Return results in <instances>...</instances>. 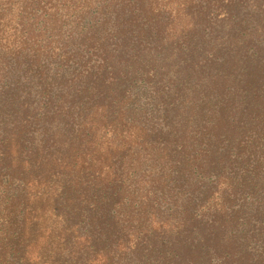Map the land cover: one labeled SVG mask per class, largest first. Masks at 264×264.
<instances>
[{"label": "trees", "instance_id": "1", "mask_svg": "<svg viewBox=\"0 0 264 264\" xmlns=\"http://www.w3.org/2000/svg\"><path fill=\"white\" fill-rule=\"evenodd\" d=\"M0 264H264V0H0Z\"/></svg>", "mask_w": 264, "mask_h": 264}]
</instances>
